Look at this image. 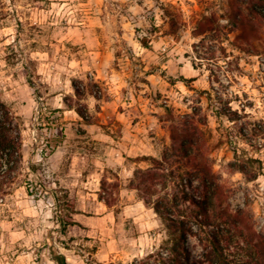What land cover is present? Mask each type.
<instances>
[{"label": "rangeland", "instance_id": "374dc122", "mask_svg": "<svg viewBox=\"0 0 264 264\" xmlns=\"http://www.w3.org/2000/svg\"><path fill=\"white\" fill-rule=\"evenodd\" d=\"M228 11L227 0H0V99L22 141L18 174L0 190V264H56L52 245L67 264H134L157 250L167 231L130 187L148 166L136 158H159L194 112L228 204L264 233V38L231 35L218 61L199 63L193 49L196 20ZM227 103L253 133L216 117ZM247 158L255 180L231 167ZM188 248L200 254L195 239Z\"/></svg>", "mask_w": 264, "mask_h": 264}, {"label": "trees", "instance_id": "16d2710c", "mask_svg": "<svg viewBox=\"0 0 264 264\" xmlns=\"http://www.w3.org/2000/svg\"><path fill=\"white\" fill-rule=\"evenodd\" d=\"M227 3L226 16L209 14L194 24L192 36L196 42L193 49L199 63L226 59L227 50L223 44L231 35L249 45L264 38V0H227ZM221 20L227 23L222 25ZM138 41L147 48L149 38ZM208 99L213 102L210 94ZM216 100L221 103L222 97L216 95ZM214 112L218 119L225 116L229 122L240 125L243 137L251 134L252 130L244 134L247 122L241 120L246 117L245 112L241 115L232 110L229 103L221 110L215 107ZM77 113L84 118L81 112ZM194 116L195 112L187 114L171 126L170 145L159 158H136L147 161L148 166L134 170L130 187L164 223L167 238L157 250L134 264H264V233L255 229L246 209L233 210L228 204L213 170L208 137ZM63 138L62 132L54 136V148ZM221 143L222 140L217 145ZM248 161L254 159L236 161L231 167L248 180H255L256 174H249L247 170ZM21 162V126L0 99V190L13 183ZM100 199L108 208L115 202L113 198ZM74 224L73 220L60 221L61 233L67 225ZM189 239L196 240L200 248L198 256L188 248ZM49 256L56 264H67L65 255L54 245Z\"/></svg>", "mask_w": 264, "mask_h": 264}, {"label": "crops", "instance_id": "0c3cea01", "mask_svg": "<svg viewBox=\"0 0 264 264\" xmlns=\"http://www.w3.org/2000/svg\"><path fill=\"white\" fill-rule=\"evenodd\" d=\"M133 130L136 131V128H133ZM133 137H134V138H132L133 143L126 145V147L128 146L130 151H138V150H140V147L138 146L139 136L135 134V135H133ZM139 143H140V141H139Z\"/></svg>", "mask_w": 264, "mask_h": 264}]
</instances>
